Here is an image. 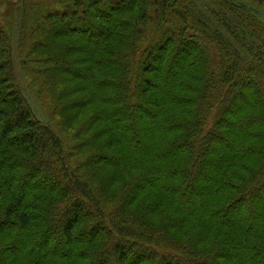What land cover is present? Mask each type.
I'll list each match as a JSON object with an SVG mask.
<instances>
[{
	"label": "trees",
	"instance_id": "1",
	"mask_svg": "<svg viewBox=\"0 0 264 264\" xmlns=\"http://www.w3.org/2000/svg\"><path fill=\"white\" fill-rule=\"evenodd\" d=\"M19 1L0 23V234L17 227L35 250L46 232L69 251L56 264H264V25L233 0ZM15 33L80 136L73 158L20 92ZM97 164L116 169L106 198ZM39 177L58 193L41 226L24 201ZM84 235L107 236L108 255L82 254Z\"/></svg>",
	"mask_w": 264,
	"mask_h": 264
},
{
	"label": "rangeland",
	"instance_id": "2",
	"mask_svg": "<svg viewBox=\"0 0 264 264\" xmlns=\"http://www.w3.org/2000/svg\"><path fill=\"white\" fill-rule=\"evenodd\" d=\"M55 1L60 3V5L63 4L62 0ZM193 3L196 7H199L203 10L204 5L209 4V0H193ZM233 3H241L245 5L246 11L256 17L258 21L262 25H264V15L262 14V12L250 6L244 0H233ZM65 4L66 3H64V5ZM21 10L22 3L19 0H0V23L3 22V18L8 16H11L14 21H17L19 12ZM59 10L61 12H66L67 9L66 7H62L59 8ZM18 39L19 36L17 35V33H15L12 39V58L14 73L17 83L19 85L20 92L25 98L28 105L30 106L31 110L33 111V114L35 115L36 119H38L43 124L49 125L53 129L55 134L62 141L63 146H65L64 148L69 151V155L71 156V158H73L72 156L74 155V153L73 151L71 153V148L79 145V142H81V140L78 138L80 136H78V134L74 136L76 130L72 129L69 125H67L64 120L59 118V116L58 118L55 116L57 114L49 105V102L42 91L43 86L40 84L43 80L42 75L44 73L43 71L36 70L34 75L33 72L29 69L31 65L27 61H24L22 60V58L19 57V52L22 50V44L18 43ZM59 40L65 41V38H59ZM74 69L79 71L77 68ZM60 119L62 120V122L60 121ZM93 143L95 147L102 148L101 139H95ZM82 157L83 156H81V159H83ZM85 157L87 158V156ZM94 170V173H90L91 178H93V180H97V182L99 183L98 196L106 198L114 190H116L119 185L117 182L112 181L113 173H116V169L111 166L97 164L94 167ZM24 179H26V176H24ZM21 183V178L19 179V177L17 176V180L13 183V190L16 193L19 192L18 195L20 196H22V188L20 186ZM39 186L41 187L40 190L46 193H49L53 188L51 181H46L45 179L39 177L30 185V188H28L29 190L25 191L27 194L25 195L24 201L29 204L30 207L36 208V215L41 220V226L47 224L50 220L51 213L56 212L58 210L57 206H50L48 204L46 205L44 204V202H48V200L50 199V201L53 200L55 203H57L58 193L57 189L56 193L54 194L52 193L47 195L45 193H40L39 190H37ZM57 187L58 189H61L60 184H57ZM7 201L8 200H3L2 198L0 199V209L2 205L7 204ZM134 214L137 215V213ZM138 218H143L150 222L155 220V217L152 215L146 216V218ZM24 234L25 233L17 227H12L0 234V262H2L0 264H36L38 262L37 257L40 254L45 256L42 251H45V254L49 255V257L45 256V261L47 262V264H56L61 262V258L64 256H54L55 251L57 253L69 255V251H67V249L64 248L62 244H56V240H54V237L45 239V236L47 235L46 232L44 234L40 233L42 235V240L41 237L39 238L40 247L35 250H33L30 246L26 244V242L24 241ZM89 240L90 239L87 237V235H84L82 237V244L78 247V250L82 254L86 256H95L98 255L102 250H104V253L108 255V249L104 248L103 244L107 242L108 244H110V246H112V243L107 236L104 235L97 237L93 244L89 243ZM47 241L49 243L46 245V247H44L45 250H43L44 242ZM23 257L25 258L24 262H22Z\"/></svg>",
	"mask_w": 264,
	"mask_h": 264
}]
</instances>
